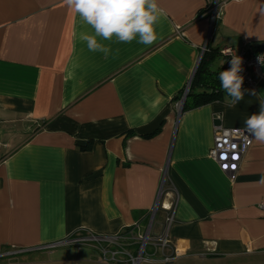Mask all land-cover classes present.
<instances>
[{
    "label": "crops",
    "instance_id": "1",
    "mask_svg": "<svg viewBox=\"0 0 264 264\" xmlns=\"http://www.w3.org/2000/svg\"><path fill=\"white\" fill-rule=\"evenodd\" d=\"M223 1L209 38L211 0H158L157 39L98 38L105 58L79 39L93 30L63 0H0V256L143 230L163 181L152 230L167 231L179 258L264 264V144L254 139L234 181L210 157L215 126L244 128L259 113L264 75L235 106L223 92L175 107L204 46L264 52V0ZM220 66L217 56L210 69ZM84 246L96 258L82 262L104 263Z\"/></svg>",
    "mask_w": 264,
    "mask_h": 264
},
{
    "label": "built area",
    "instance_id": "2",
    "mask_svg": "<svg viewBox=\"0 0 264 264\" xmlns=\"http://www.w3.org/2000/svg\"><path fill=\"white\" fill-rule=\"evenodd\" d=\"M223 4V0H211L207 8L209 38L213 28L221 18ZM205 51H207L206 46L203 47L202 54ZM218 53L221 58L220 71L230 68L231 56L237 55L241 57L243 69L241 75L244 78L242 89L250 92L251 90L256 91L258 79L264 75V52L224 46L219 49ZM200 58L197 60V65ZM191 83L192 77L187 81L181 95L175 102V107L178 111L182 110ZM253 141L254 137L249 136L243 127L215 126L210 157L216 163L219 170L225 173L231 181H234L241 161L252 146ZM162 195L163 181L159 189L157 202L150 210L149 223L143 230H141L138 224H134L122 229L115 235L77 234L63 241L53 243L48 247L91 245L98 250L101 261L107 264L172 263L179 258V254L173 247L167 231L154 233L152 230L154 219L161 206L160 199ZM257 207L264 213V201L259 202ZM166 211L167 214L164 222L167 227L173 221L172 207H169Z\"/></svg>",
    "mask_w": 264,
    "mask_h": 264
},
{
    "label": "clouds",
    "instance_id": "3",
    "mask_svg": "<svg viewBox=\"0 0 264 264\" xmlns=\"http://www.w3.org/2000/svg\"><path fill=\"white\" fill-rule=\"evenodd\" d=\"M64 4L78 14L80 20L91 27L93 34L81 32L79 39L85 42L91 52H101L105 58L111 48L98 41L115 39L119 43L151 45L157 39L155 25L164 10L158 6V0H63ZM119 50L117 49V52ZM230 68L219 72L221 89L231 98L232 106L243 100L244 78L241 75L242 58L231 56ZM75 67V66H74ZM72 73L69 72V76ZM251 95H256L251 90ZM244 131L264 144V99L260 100V111L244 120ZM264 183V179L261 181Z\"/></svg>",
    "mask_w": 264,
    "mask_h": 264
},
{
    "label": "rangeland",
    "instance_id": "4",
    "mask_svg": "<svg viewBox=\"0 0 264 264\" xmlns=\"http://www.w3.org/2000/svg\"><path fill=\"white\" fill-rule=\"evenodd\" d=\"M52 254L46 256L26 254V255H4L0 256V264H85L82 258H96V251L89 247L78 246H60L52 250ZM95 251V253H94ZM8 253V252H7ZM81 259V260H80ZM33 260V263H30ZM38 260V261H34ZM43 260V261H42ZM73 260V261H72ZM106 264V263H103ZM141 264H164V263H146ZM169 264H217L214 260L201 261L197 256L188 258H178Z\"/></svg>",
    "mask_w": 264,
    "mask_h": 264
},
{
    "label": "trees",
    "instance_id": "5",
    "mask_svg": "<svg viewBox=\"0 0 264 264\" xmlns=\"http://www.w3.org/2000/svg\"><path fill=\"white\" fill-rule=\"evenodd\" d=\"M217 56H219L217 50L205 51L202 54L193 75L190 90L183 103L182 111L222 99L224 91L221 89L218 79L220 69L214 71L210 69L214 58ZM196 88L203 90L201 92L193 91Z\"/></svg>",
    "mask_w": 264,
    "mask_h": 264
},
{
    "label": "snow or ice",
    "instance_id": "6",
    "mask_svg": "<svg viewBox=\"0 0 264 264\" xmlns=\"http://www.w3.org/2000/svg\"><path fill=\"white\" fill-rule=\"evenodd\" d=\"M235 159V157H233Z\"/></svg>",
    "mask_w": 264,
    "mask_h": 264
}]
</instances>
